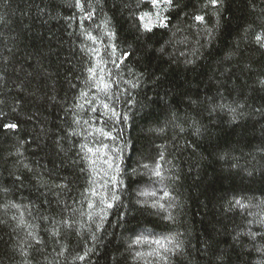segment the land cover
<instances>
[{"label": "trees", "instance_id": "1", "mask_svg": "<svg viewBox=\"0 0 264 264\" xmlns=\"http://www.w3.org/2000/svg\"><path fill=\"white\" fill-rule=\"evenodd\" d=\"M81 3L0 0V264H264V0Z\"/></svg>", "mask_w": 264, "mask_h": 264}, {"label": "snow or ice", "instance_id": "2", "mask_svg": "<svg viewBox=\"0 0 264 264\" xmlns=\"http://www.w3.org/2000/svg\"><path fill=\"white\" fill-rule=\"evenodd\" d=\"M147 2L151 5V7L155 11L154 12H142L136 17L142 31L151 32L152 29L154 27H157V26L166 28L168 25V17L166 15H162V12H167L168 10L174 8L176 6V5H174V0H147ZM222 2H223V0H207V4L205 5V7L211 6L214 9H219L222 6ZM76 7L80 8L81 11L84 10V5L81 3V0H76ZM93 14H94V12L88 13L87 18L91 19ZM153 18H155V19H153ZM194 19L196 21H200V22L205 21V17L203 15H197L194 17ZM105 35L110 37V38L115 37V33L112 31L106 32ZM89 38L92 40H97V37L92 36L91 34H89ZM255 41L260 47L264 48V34L256 35ZM111 48H112L113 54H114L115 50H116V45L112 44ZM93 51L97 55H99L98 50H93ZM129 55H131V53H129V52L122 53L123 58H127ZM101 63H102V61H101ZM112 63L116 64V61H112ZM88 72L90 73L91 78L93 80V86H95L96 88H99L101 91H103L105 93H107L110 90V88L112 86L111 83L106 81L103 76H99V74L97 73L95 68H88ZM107 75L110 76L111 73L109 72ZM261 85L264 86V81H261ZM82 95H86V93H82ZM102 107L105 109H109V111H111L113 113V115L116 116L117 119H119V114H117L115 112V109L110 107V105L108 103H102ZM220 107L223 108L226 106L221 105ZM214 110L215 109H213V111ZM93 111H95V109H93ZM230 111H232L234 113L235 109H230ZM257 111H259V110H257ZM233 119H235V116L233 117ZM4 127L8 128V129H16L18 127V125L15 123H12V124H5ZM181 130H183V129H181ZM196 132H197V134H199V129H197ZM105 135H110V134L105 133ZM102 147L106 148L107 145H103ZM88 151L92 152L93 149L89 148ZM96 151H100V149L98 148V149H96ZM161 159H163L162 155H161ZM105 163H107L109 167H112L113 161L107 160V161H105ZM144 167H147V165H144ZM117 171H119L118 168H117ZM152 176H154L160 180L164 179V174L161 171V165H159V164L156 165V167L152 170ZM17 179H19V178H17ZM112 180L115 183L116 178L113 177ZM0 191L7 192V189H2ZM141 195H148V193H141ZM151 195H155V193H151ZM164 197H171V193L165 191ZM111 199L112 200H118L119 197L113 195L111 197ZM235 204L239 205L240 207H247V205L242 204L240 200H236ZM112 206L113 205L111 203H109L107 205L108 208H111ZM12 207L19 208V205L13 204ZM152 207H159V208L163 209L165 207V205L161 204V203H154L152 205ZM14 219H15V217H14ZM166 219L172 220L173 217L171 215H168L166 217ZM20 223L21 224L24 223L23 218H21ZM62 223L66 227H69V228H71L73 226V224L69 221H62ZM260 223L264 224V220L260 221ZM54 234L58 235V233H54ZM249 235H252L254 238L256 234L250 233ZM29 236L33 237V239L35 240V243H37V244L41 243L40 240L36 239L34 233L29 232ZM133 243L137 244V245H139L141 243H155V244L159 245L160 248H163L166 251H172V252L179 251L182 248V245L179 242H176L175 237H171V236L164 237L163 239H157L154 241L148 240L147 237L138 236L133 240ZM167 245H172V248L168 249ZM136 256L140 257V256H142V254L138 252V253H136ZM77 259L83 260L84 256H79V257H77Z\"/></svg>", "mask_w": 264, "mask_h": 264}]
</instances>
